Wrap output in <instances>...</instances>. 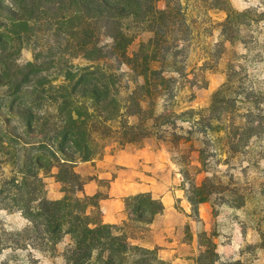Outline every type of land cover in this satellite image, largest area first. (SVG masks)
Here are the masks:
<instances>
[{
  "label": "trees",
  "instance_id": "obj_1",
  "mask_svg": "<svg viewBox=\"0 0 264 264\" xmlns=\"http://www.w3.org/2000/svg\"><path fill=\"white\" fill-rule=\"evenodd\" d=\"M42 1L49 7L40 5ZM157 1L11 0L8 12L17 35L29 25L45 23L47 13L53 10L54 17L48 21L70 29L75 51L72 58L88 63L65 66L60 84H36L31 101L15 108L11 103L6 116L0 114L2 124L7 126L12 118L20 129L0 130V153L15 168L16 178L9 184L17 192L16 211L28 222L16 234V249L51 254L68 236L65 264H168L155 250L134 245L125 231L129 222L151 224L164 212L162 202L149 193L129 196L124 199L126 221L104 224L99 202L105 197L100 193L85 196L86 179L75 171L77 164L101 157L109 146H139L146 140L165 145L171 155H178L181 145L191 144L189 152H197L203 162L208 157L202 148L204 142L196 150L193 146L197 142L193 136L200 133L197 127L216 132L212 123H222L224 114H238L235 108L228 111L224 99L235 83L234 71L228 72L226 83L214 93L207 110L178 105L176 99L188 82L184 53L190 25L181 0H164L163 9L157 7ZM204 3L209 10L226 14L219 33L225 41L233 42L232 33L238 34L240 26H236L234 16L240 13L232 10L228 0ZM140 32L149 33L150 38L129 56L127 49ZM102 39L109 43L103 44ZM33 67L28 64V68ZM26 82L17 83L16 89H22ZM236 103L242 101L235 99L233 107ZM44 106L49 110L40 112ZM258 117L248 112V125L233 123L229 128L235 130L228 134L230 154H239L242 140L257 139L264 132V121ZM27 136L34 140H26ZM41 173L51 175L60 185L61 199H47ZM191 189L187 200L193 208L209 199L205 186L193 185ZM90 209L96 210V218ZM211 255L215 256L207 250L199 264H213Z\"/></svg>",
  "mask_w": 264,
  "mask_h": 264
},
{
  "label": "rangeland",
  "instance_id": "obj_2",
  "mask_svg": "<svg viewBox=\"0 0 264 264\" xmlns=\"http://www.w3.org/2000/svg\"><path fill=\"white\" fill-rule=\"evenodd\" d=\"M228 2L232 10L240 13L234 16L236 26H240L238 34L232 33L233 42L225 41L219 33V24L226 19L223 11L209 10L204 0H181L190 25L184 53L188 82L176 102L181 108L207 110L214 93L226 83L228 72L234 71L235 83L225 94V107L228 111L238 109L236 114L242 118L235 113L224 114L222 123H212L216 132L197 127L200 133L193 136V142L197 140L193 146L196 150L204 142L202 148L208 157L203 162L197 152H189L191 144L181 145L179 154L171 155L165 145L146 140L139 146H109L101 157L87 164L95 168L88 178L96 179L94 183L101 196L106 197L110 187V179L97 178L96 172L104 171L109 173L108 178L120 176L125 192L134 193L112 197L120 202L123 212L124 199L136 194L149 193L162 202L164 212L151 224L129 222L125 231L134 245L155 250L168 264H199L207 250L215 254L209 257L215 259L213 264H264V132L257 139L242 140L244 146H240L236 156L228 151V134L235 132L229 129L233 123L248 125V112L264 121V0ZM11 3L0 0V114L3 116L11 103L15 108L18 103L31 101L34 85L60 84L65 66L88 64L72 58L75 51L69 38L70 29L48 21L54 17L53 10L47 13V19L44 17L45 23L29 25L17 35L8 12ZM41 4L49 7L45 1ZM156 5L163 9L164 0H158ZM149 38L147 32L138 33L127 54L132 56ZM101 42L109 43L105 39ZM30 63L35 67L28 68ZM122 69L126 71V67ZM23 80H27L26 84L16 89ZM235 99L242 104L233 107ZM48 110L44 106L40 112ZM3 128L10 132L20 130L12 118L7 126L0 122V130ZM25 139L34 140L32 136ZM7 160L0 153V264H65L63 254L70 243L68 236L51 254L16 249V234L28 222L16 211L17 192L9 184L15 168ZM40 175L47 199H61V187L54 178ZM193 185H203L209 193V199L196 208L187 200V192ZM241 202L242 207H237ZM90 215L96 218V210L90 209Z\"/></svg>",
  "mask_w": 264,
  "mask_h": 264
},
{
  "label": "crops",
  "instance_id": "obj_3",
  "mask_svg": "<svg viewBox=\"0 0 264 264\" xmlns=\"http://www.w3.org/2000/svg\"><path fill=\"white\" fill-rule=\"evenodd\" d=\"M88 163L91 162H85V163H80L79 165H77L75 167V171L84 179H86V185L83 188V194L85 196H93L95 195L98 191L97 188L95 186V181L96 179H89V176H92L93 173L92 171H94V167H89L87 166ZM107 169V168H105ZM92 170V171H91ZM98 173L97 178L98 179H110L109 181V189H108V193L107 196L102 199L99 202V210H100V214H101V221L104 224H118L121 223L125 220L126 216L124 214V212L122 211V206L120 204V202H117L115 200H113V196L115 197H121L123 195H132L134 194L133 192L130 193H126L125 189H123L122 184H123V180L120 176H116L114 178H112V176H110L108 178L107 175H109V173L107 172H96ZM87 177V178H86ZM131 185V184H130ZM114 189V194H111V191ZM112 202H114L115 208H112Z\"/></svg>",
  "mask_w": 264,
  "mask_h": 264
}]
</instances>
